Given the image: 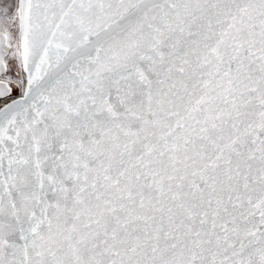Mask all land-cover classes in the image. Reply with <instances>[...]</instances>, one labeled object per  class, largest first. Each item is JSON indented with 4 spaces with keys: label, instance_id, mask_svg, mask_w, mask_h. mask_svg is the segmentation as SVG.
I'll use <instances>...</instances> for the list:
<instances>
[{
    "label": "snow or ice",
    "instance_id": "obj_1",
    "mask_svg": "<svg viewBox=\"0 0 264 264\" xmlns=\"http://www.w3.org/2000/svg\"><path fill=\"white\" fill-rule=\"evenodd\" d=\"M0 264H264V0H0Z\"/></svg>",
    "mask_w": 264,
    "mask_h": 264
}]
</instances>
